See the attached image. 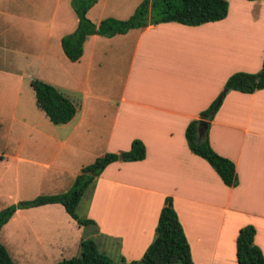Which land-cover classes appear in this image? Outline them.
Masks as SVG:
<instances>
[{
  "label": "crops",
  "instance_id": "1",
  "mask_svg": "<svg viewBox=\"0 0 264 264\" xmlns=\"http://www.w3.org/2000/svg\"><path fill=\"white\" fill-rule=\"evenodd\" d=\"M227 2V15L217 21L161 22L111 37L90 35L77 61L63 53L66 34L54 37L68 71L61 79L41 80L69 98L76 113L44 134L57 149L42 164L55 169L51 185L73 184L83 167L107 152L129 150L133 139L146 149L144 159H118L97 177L84 216L95 222L88 231L61 204L29 208L55 216L58 211L81 233L57 241L61 253L72 255L84 234L118 261L141 258L171 197L195 264H238L236 240L246 225L254 227V244L264 255V88L227 91L210 122V145L234 162L236 186H226L185 138L188 123L216 99L232 73H256L262 66L264 0ZM106 17L120 19L100 16L92 22ZM55 53L62 58L59 49ZM11 91L16 95L19 88ZM63 149V160L56 162Z\"/></svg>",
  "mask_w": 264,
  "mask_h": 264
},
{
  "label": "rangeland",
  "instance_id": "2",
  "mask_svg": "<svg viewBox=\"0 0 264 264\" xmlns=\"http://www.w3.org/2000/svg\"><path fill=\"white\" fill-rule=\"evenodd\" d=\"M71 1L0 0V210L12 204L17 207L19 202L39 194L65 191L72 186L51 185L55 169L42 165L57 150L49 145L44 134H52L60 126L50 122L36 106L29 85L30 78L61 79L64 71H68L64 61L69 62L54 37L76 29L78 17ZM140 1L98 0L86 17L91 21L113 15L125 19ZM57 49L61 59L55 53ZM17 88L18 94L10 93ZM65 151L59 153L56 162L63 160ZM89 200L90 191H87L76 209L79 216H85ZM19 210L21 213L0 230V241L16 264H55L80 254L79 247L71 255L61 253L56 245L60 239L81 234L58 211L55 216L29 208ZM88 229L91 227L84 228ZM46 240L51 244L45 243ZM98 249L103 252L102 248ZM104 254L119 262L113 251L107 250Z\"/></svg>",
  "mask_w": 264,
  "mask_h": 264
},
{
  "label": "trees",
  "instance_id": "3",
  "mask_svg": "<svg viewBox=\"0 0 264 264\" xmlns=\"http://www.w3.org/2000/svg\"><path fill=\"white\" fill-rule=\"evenodd\" d=\"M98 0H72L71 4L77 14L76 29L61 37V48L70 61H77L83 53V43L90 35L111 37L123 34L134 28H143L148 24L161 22H178L185 25H200L225 18L228 12L227 0H141L134 12L126 19L106 17L94 23L86 17L87 11ZM37 107L44 112L53 124L68 123L76 113L75 104L64 96L54 85L41 79L29 81ZM264 88V57L260 70L256 73L238 71L232 73L225 81L223 90L199 117L191 120L185 129V138L189 149L205 159L222 182L228 187L237 185L235 164L229 158L218 154L210 145L208 130L210 122L218 110L225 93L237 90L253 93ZM205 126H202V124ZM202 129L201 134L199 130ZM146 149L139 139H133L130 149L120 153L107 152L97 157L91 164L82 168L75 177L70 189L51 195L36 197L12 204L0 210V229L9 221L19 208H30L45 204H61L67 214L79 226L95 225L92 219L77 214V206L83 195L95 186L97 177L104 168L119 159L138 161L145 158ZM89 172V173H88ZM255 229L246 225L239 230L236 240L238 264H264L261 249L254 244ZM80 254L58 261L56 264H195L192 260L189 243L185 236L179 217L173 207L171 197H166L161 208L155 236L141 258L125 261L123 258L115 263L109 256L100 252L96 241L91 237L82 238L79 244ZM0 264H16L6 247L0 241Z\"/></svg>",
  "mask_w": 264,
  "mask_h": 264
},
{
  "label": "water",
  "instance_id": "4",
  "mask_svg": "<svg viewBox=\"0 0 264 264\" xmlns=\"http://www.w3.org/2000/svg\"><path fill=\"white\" fill-rule=\"evenodd\" d=\"M202 126H205V124L203 123ZM202 129L199 130V133L201 134ZM119 159H121V157H119ZM89 173V172H88Z\"/></svg>",
  "mask_w": 264,
  "mask_h": 264
}]
</instances>
